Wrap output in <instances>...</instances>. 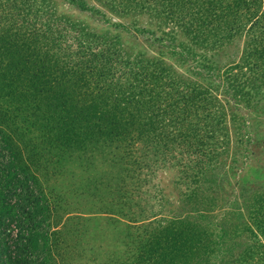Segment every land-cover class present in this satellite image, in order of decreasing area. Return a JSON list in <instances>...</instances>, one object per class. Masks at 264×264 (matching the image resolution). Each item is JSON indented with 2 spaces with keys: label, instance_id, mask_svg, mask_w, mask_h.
<instances>
[{
  "label": "rangeland",
  "instance_id": "obj_1",
  "mask_svg": "<svg viewBox=\"0 0 264 264\" xmlns=\"http://www.w3.org/2000/svg\"><path fill=\"white\" fill-rule=\"evenodd\" d=\"M43 2L53 16L88 34L82 35L83 44L110 55L107 77L113 80L112 91L119 93L123 106L122 92H130L129 113L141 123V137L153 140L131 170L116 162L121 158L103 151L88 159L91 168L79 166L88 160L66 164L60 187L67 202L71 207L83 204L72 210L91 213H82L88 220L68 221L53 238L52 248H58L68 264L123 259L126 248L130 254L136 247L137 232L126 227L133 223L119 212L128 204H115L131 193V208H146L137 219L205 215L202 223L211 225L204 248L210 255L204 257L203 249L195 264H264V248L258 244L264 241V196L257 204L258 221L248 213L250 194L264 191V51L260 56L251 48L255 15L248 13H259L264 0ZM68 37L55 44L75 48L77 40ZM186 96L190 100L184 103ZM189 121L196 123L199 134H173L180 124L189 127ZM99 176L106 185L95 183L98 190H93L92 179ZM229 215L239 228L244 224L249 230L219 237L218 226Z\"/></svg>",
  "mask_w": 264,
  "mask_h": 264
},
{
  "label": "trees",
  "instance_id": "obj_2",
  "mask_svg": "<svg viewBox=\"0 0 264 264\" xmlns=\"http://www.w3.org/2000/svg\"><path fill=\"white\" fill-rule=\"evenodd\" d=\"M38 1L0 0V55L5 52L0 57V264H68L58 248H52V240L68 221L88 220L82 213L91 212L72 210L83 204L76 202L71 207L72 202H67L60 187L66 164H72V159H91L103 151L121 158L118 164L136 167L153 143L149 136L141 137L142 125L129 113L130 92H122L126 98L123 106L119 93L112 91L113 80L107 77L110 55L91 50L83 44L82 35L87 33L77 24L53 16L48 4ZM251 14L255 15L251 48L261 56L264 2L259 13L250 10L248 16ZM67 35L77 40L75 48L55 44ZM124 82L128 84L127 78ZM182 98H186L184 103L190 100ZM193 124H180L173 134L183 138L199 134ZM91 164L88 160L79 166L91 168ZM101 178L104 176L92 179L93 190H98L95 183L101 188L106 185ZM84 185H90L88 179ZM262 196L264 191L259 190L250 194L248 213L257 221ZM128 199L131 193L115 205L128 204L119 212L133 223L126 227L137 232V245L130 254H125L129 253L126 248L124 258L115 257L112 264H195L203 249L204 257L210 255L204 248L210 242L211 225L202 223L205 215L199 213L192 219L176 216L171 221L137 219L146 208L135 211ZM233 217L229 215L218 226L219 237L228 239L232 232L249 230L244 224L239 228ZM258 244L264 248V241L258 240Z\"/></svg>",
  "mask_w": 264,
  "mask_h": 264
}]
</instances>
